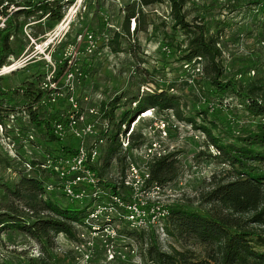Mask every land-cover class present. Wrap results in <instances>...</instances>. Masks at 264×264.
I'll use <instances>...</instances> for the list:
<instances>
[{
    "label": "trees",
    "instance_id": "obj_1",
    "mask_svg": "<svg viewBox=\"0 0 264 264\" xmlns=\"http://www.w3.org/2000/svg\"><path fill=\"white\" fill-rule=\"evenodd\" d=\"M166 1L173 20L172 28L175 31L180 29L186 35L185 40L176 44L178 57L185 61L202 58L204 64L201 75L210 83L208 94L213 97V104L216 101L224 104V93H231L239 102L227 104L233 113V120L226 128L210 118L209 106L198 110L193 116H187L181 96L171 92L173 84L161 90L145 94L138 91L128 98L126 96L129 106L118 116L116 109L123 94L103 101L99 130L87 138L88 143L103 139L99 158L91 165L100 186L107 192L101 198L105 200L110 194H122L121 184L110 176V166L116 163L118 172L124 176L128 167V151L139 148L146 141L145 132L135 130L134 125L129 146L123 148L122 137L130 129L133 119L147 110L165 112L173 109L178 120L191 124L192 129L206 135L211 146L217 149L216 154L209 152L208 156L221 168L186 203L166 204L169 210L164 220L169 235L167 243L163 245L153 226L131 227L130 222L123 218L119 220L121 227L117 228L118 239L123 237V240L118 243L130 250L139 249L144 264H264V76L244 83L227 71L222 63L221 34L208 35L205 24L198 18L189 20L185 8L187 0H126L120 8L124 13V31L115 30L109 45L113 51L119 52L123 36L127 35L131 40L140 32L147 33L150 25L154 27V20L151 17L148 21L150 14L146 9ZM72 2L0 0V23L5 18L3 25L0 24V70L7 64L8 58L15 54L13 38L28 19L37 16L38 20L59 22L64 16L65 6ZM243 4H232L231 7L237 9ZM249 4L264 8V0L250 1ZM133 18L136 27L131 31ZM134 56H137L136 53ZM137 72L147 74L139 66ZM149 75L140 85L152 83ZM37 81L27 80L13 89L0 90V125H6L5 119L15 108L19 113L25 110L29 124L24 129L40 130V135L58 144V153H74L76 147L67 145L55 133L56 121L64 119L65 110L50 113V110L44 109L45 105L41 101L46 93ZM184 84L188 82L184 81ZM17 97L23 100L17 102ZM203 97L200 93L195 94L198 101H202ZM33 143L39 146V143ZM50 150L19 162L22 164L17 171L19 179L12 187H6L11 201L0 210V233L16 229L29 235L38 245L39 255L26 254L28 264H50L57 249L59 234L66 235L73 242H82L77 225L83 223L93 205L92 201H71L62 191L53 190L60 198L67 200L63 202L60 198L55 199L46 189L47 184L58 183L56 171L42 166L47 154L57 153ZM202 154L206 152L201 151L198 155ZM177 157V152L169 151L155 158L149 165L146 185L167 186L176 180L180 174ZM24 162L30 163V170L24 166ZM72 252L69 250L68 254L72 255Z\"/></svg>",
    "mask_w": 264,
    "mask_h": 264
},
{
    "label": "rangeland",
    "instance_id": "obj_2",
    "mask_svg": "<svg viewBox=\"0 0 264 264\" xmlns=\"http://www.w3.org/2000/svg\"><path fill=\"white\" fill-rule=\"evenodd\" d=\"M250 1L257 0H187L185 6L188 19L193 21L198 18L205 24L208 35L221 34L223 66L244 83L264 76V8L258 4H249ZM125 2L126 0H73L65 6L64 16L59 22L38 20L37 16L28 19L13 38L15 54L8 58L5 65L11 70L0 74V90L4 92L13 89L27 80H38L40 84L54 71L59 72L60 61L70 56V52L65 53L68 44L74 42L80 32L90 31L95 35V51L85 52L83 42L82 50L77 54V65L86 72L80 74L70 68L76 72L75 77L66 79L64 75L60 84L65 88L64 94L69 91V84L72 88L70 92L80 99L81 106L99 110L103 101L123 94L116 109L118 116L129 106L126 96L128 98L138 91L145 94L148 91L161 90L173 84L171 92L181 96L187 116H193L198 110L209 106L210 118L215 119L222 127L229 128L233 113L227 104H238L239 100L231 93H224V104H219L218 101L213 104V97L208 94L211 89L208 79L201 73L194 72V63L186 65V61L178 57L176 44L185 40L186 35L182 30L175 31L172 28L173 20L167 1L146 9L150 14L149 22L153 17L154 27L150 25L147 33L140 32L138 36L131 37V40L127 35L123 36L121 51L115 52L111 49L109 39L114 31H124V13L120 8ZM239 3L244 4L237 9L231 7L232 4ZM163 22H166L165 26ZM135 53L137 56H134ZM75 57L76 55H72L73 60ZM15 62L22 64L13 69ZM199 63L204 64L203 61ZM138 66L145 69L147 74L150 73L152 83L140 85L147 74L137 72ZM191 78H194L193 82L190 81ZM68 80L69 83H65ZM184 81L188 84L185 85ZM199 93L204 96L202 101L195 98V94ZM218 96L222 97L220 94ZM22 100L23 98H16L17 102ZM41 102L45 105L44 109L50 110V113L67 110L70 106L65 96L56 98V101H51L45 96ZM14 110L5 119L7 128H0V210L11 201L12 197L7 193L6 187H12L19 179L17 171L22 166L19 162L40 156L48 149H51V152L59 150L56 142L40 135V130L24 129L23 127L29 124L27 114L19 113L16 108ZM150 111L148 116H142L141 112L131 122L132 127L137 122L135 130L145 132L146 141L139 148L129 150L128 155L132 158L138 175L144 176L149 172V165L153 161L146 154L147 148L154 142H159L165 153L177 152L180 174L169 184L173 195H165V200L168 203H186L204 188L211 175L221 168V165L210 160L208 156L209 152L216 154L217 149L211 146L203 132L178 120L173 109L165 112L154 109ZM239 112L242 114V110ZM31 133L34 139L27 141L26 137ZM63 141L71 147H77L80 143V139L71 133H67ZM33 142L39 143V146ZM201 151L206 154L198 155ZM114 164L110 166V176L119 173L116 163ZM50 192L55 199L60 198L56 191ZM59 200L67 202L63 197ZM118 227H121V224ZM86 232L93 237V244L91 248L84 246L81 252L75 249V242L69 240L66 235L59 234L56 239L57 249L50 264H138L137 260H142L139 249L130 251L128 247L118 243L123 237L116 240L114 249L123 251L126 257L110 259L107 247L109 245L103 240L102 233L92 235L89 230ZM0 234L1 264H28L27 253L31 256L39 255L38 245L26 233L12 229L4 230ZM69 250L73 251L72 255L75 257L68 254ZM88 252L90 258L83 257Z\"/></svg>",
    "mask_w": 264,
    "mask_h": 264
},
{
    "label": "built area",
    "instance_id": "obj_3",
    "mask_svg": "<svg viewBox=\"0 0 264 264\" xmlns=\"http://www.w3.org/2000/svg\"><path fill=\"white\" fill-rule=\"evenodd\" d=\"M4 21L5 18H2L0 24L3 25ZM135 27L136 20L133 18L131 31H134ZM94 36V33L90 31L80 32L76 40L68 44L65 53L67 51L70 52V56L64 61H60L58 64L61 68L60 71L57 73L54 71L39 84L40 88L45 91V96H48L51 101H56V98L65 96L70 102L69 109L67 108L64 112V119L56 121V135L63 140L67 133H71V135L80 139V143L74 153L61 154L57 152L47 154L42 166L53 168L57 173L58 183L47 184L46 189L48 191L60 190L69 200L78 203L93 202L83 223L77 225L80 228V237L83 241L75 242V249L81 252L84 246L91 248L93 237L86 232L89 230L92 235L102 233L103 240L109 245L107 247L110 259H116L118 256L125 258L126 253L114 249L116 240L119 238L117 228H119L120 218L127 219L130 222V226L135 228L153 226L159 234L161 242L163 244L167 243L169 235L165 230L164 220L169 210L166 208L168 202H166L165 197L173 194H171L170 185L161 186L154 184L147 186L146 179L149 177V172L147 171L144 176H139L132 158L128 156V167L125 175L122 176L120 172L116 175H111L118 184H121L122 194H110L109 198L105 200L101 198L107 192L100 186L99 179L93 173L91 165L97 162L99 158L103 139L94 140L92 143L87 141L89 136L99 130L98 123L102 119L100 109L98 110L95 107L84 108V106L80 105V99L70 92L72 88L69 87V84L67 85L69 89L67 94H64V92L66 93L65 88L60 85L64 75L66 79L75 77L74 73L76 72L71 71L70 68L80 72V74L85 71L77 65V54L81 52V44L83 42L85 44V52L93 53L95 51L96 40ZM72 55H76L75 60L72 59ZM200 61H202L201 57H195L191 61H186V65L194 63V72L202 74L203 65L199 63ZM53 65L55 66L56 64ZM193 80L194 78H191L190 81L193 82ZM65 83H69V80ZM22 112L26 113L25 110ZM90 117L93 119H90ZM139 117L141 118V116ZM104 126H107L106 122ZM1 127L7 128V124L0 125ZM131 127L125 136L122 137L124 149L129 146V137L133 128ZM33 139L34 135L32 133L26 137L27 141H33ZM146 154L154 160L165 154V152L159 142H154L147 148ZM25 164L30 170V163L27 162ZM126 195L127 197H125ZM114 219L118 220L114 221ZM123 247L127 248V246ZM130 251H135V249ZM90 256V252H88L83 257L90 258ZM137 263L144 264L141 259L137 260Z\"/></svg>",
    "mask_w": 264,
    "mask_h": 264
},
{
    "label": "bare ground",
    "instance_id": "obj_4",
    "mask_svg": "<svg viewBox=\"0 0 264 264\" xmlns=\"http://www.w3.org/2000/svg\"><path fill=\"white\" fill-rule=\"evenodd\" d=\"M67 20H68V18H67ZM20 64H22V63H20V62H15V67H14V69H16ZM13 65V66H14ZM11 69H9L7 66H5V68H3L2 69V71H1V73L0 74H6V73H8V71H10ZM151 114V111L150 110H148V111H146L142 116H148V115H150Z\"/></svg>",
    "mask_w": 264,
    "mask_h": 264
}]
</instances>
